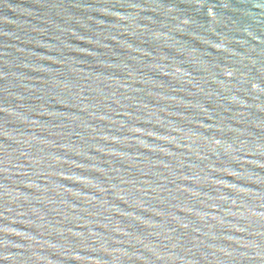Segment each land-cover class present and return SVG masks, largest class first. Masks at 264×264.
<instances>
[{
  "label": "water",
  "instance_id": "1",
  "mask_svg": "<svg viewBox=\"0 0 264 264\" xmlns=\"http://www.w3.org/2000/svg\"><path fill=\"white\" fill-rule=\"evenodd\" d=\"M0 264H264V0H0Z\"/></svg>",
  "mask_w": 264,
  "mask_h": 264
}]
</instances>
